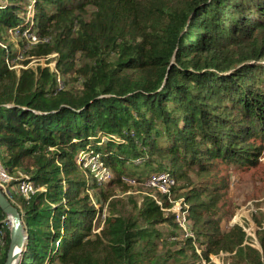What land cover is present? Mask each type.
Masks as SVG:
<instances>
[{"label": "trees", "instance_id": "1", "mask_svg": "<svg viewBox=\"0 0 264 264\" xmlns=\"http://www.w3.org/2000/svg\"><path fill=\"white\" fill-rule=\"evenodd\" d=\"M16 28L23 43L24 33L45 41L29 57L56 53L62 71L83 64L80 95L48 67H17ZM263 151L264 0H0V160L41 189L26 199L21 180L10 185L28 231L17 264H215L220 253L264 264V230L261 250L241 226L223 230L216 179L258 166ZM80 152L112 172L108 184L167 173L184 188L193 237L183 249H172L184 233L165 194L161 205L144 197L133 217L111 200L103 219L112 196ZM9 246L0 208V264Z\"/></svg>", "mask_w": 264, "mask_h": 264}, {"label": "rangeland", "instance_id": "2", "mask_svg": "<svg viewBox=\"0 0 264 264\" xmlns=\"http://www.w3.org/2000/svg\"><path fill=\"white\" fill-rule=\"evenodd\" d=\"M31 11H33V6L31 5L27 11L26 18L29 19L31 16ZM35 33V32H33ZM33 34L27 33L26 36H23L24 43L21 41L22 37H16L15 40L11 38V43L13 45L14 51L17 52V63L20 66H24V61L28 60V67L36 69L37 67H48L50 71L57 73L59 87H65V90L68 91L70 95L78 96L82 93L83 90V81L84 78L81 76L80 69L83 67L81 64L77 70L72 68L66 69L64 71L59 70L57 67V57L56 53H53L49 56H28V53L35 49V47L45 42L41 38L34 40L32 37ZM13 39V40H12ZM21 41V42H20ZM23 44H25V51L23 50ZM61 75V78H60ZM83 155L85 156V163L87 166H90V169H94L92 164H90V155H85L83 152H80L78 157ZM92 160V159H91ZM96 173H98V168H96ZM112 174V172H111ZM27 175L19 172L18 176H10L12 180L7 185V189L10 188L11 182L16 180H21L26 178ZM192 184L200 185V179L194 175L190 174ZM111 179V178H110ZM109 180L101 181L104 185L103 188L112 196L109 201L106 202L103 213L107 216L108 204L111 200H118L119 210L122 211L125 215H136L139 207L142 205L144 197L153 198L155 201H158L159 204H162L161 194H165L169 197V201L172 205V208L165 210L167 213L172 212L178 213H187L183 209L188 206L185 204L182 197L184 188L173 191L171 188L167 193H163L159 188H153L145 185V182H135L130 180L128 182L129 186L124 185H113L108 184ZM217 182L223 183L226 188L219 190V194L222 196L219 203L220 206H223L222 210L224 211V220H223V230L227 231L234 225L241 226L246 232V245H251L259 250H261L260 243L257 238V234L264 230V151L260 158L259 165L248 170H228L224 168L218 174L216 178ZM202 181V180H201ZM180 184H178L179 187ZM193 186V185H192ZM176 187V186H175ZM177 187V188H178ZM103 214V216H104ZM11 226V222H10ZM101 226V225H100ZM180 228L183 230L184 235H179L178 240L172 239L170 242H177L172 248L173 250L183 249V244L186 241L187 237H193L189 232V222L187 227L184 229L179 224ZM162 230L165 232L170 231L172 227L169 225L161 226ZM95 229V228H94ZM100 232V227H96L94 233ZM244 244V245H245ZM196 249V247H195ZM161 251H165V248H161ZM197 251V249H196ZM199 254L200 251H197ZM187 255L190 256V261L194 262L195 258L192 256V251L187 248ZM232 254L220 253L218 256L211 255L210 259L212 263L215 264H234ZM202 264H208L207 261L202 259Z\"/></svg>", "mask_w": 264, "mask_h": 264}, {"label": "built area", "instance_id": "3", "mask_svg": "<svg viewBox=\"0 0 264 264\" xmlns=\"http://www.w3.org/2000/svg\"><path fill=\"white\" fill-rule=\"evenodd\" d=\"M10 36L15 40L16 37L19 35V29H12L9 31ZM27 33H24V36H26ZM34 40H37V37L32 35ZM18 68H27L24 66H17ZM85 154V153H83ZM86 155V154H85ZM90 164L95 167L94 169L91 168L94 176L99 181H105L109 180L112 177L111 171L104 167L102 163L99 161L97 157H89ZM92 159V160H91ZM85 156L81 155L79 158L80 165H82L84 168L89 167L85 163ZM96 168H98V173H96ZM12 178L7 174L6 169L4 168L1 160H0V187L1 189L6 193L7 196H10V188L7 189V185L10 183ZM145 185L153 187V188H159L163 193H167L168 190L174 185V180L171 178V176L167 173H155L150 176L149 179L145 182ZM41 190L40 188H36L32 181L26 178H22L21 182L18 186V193L21 194L24 198L29 199L32 195H34L37 191ZM106 215L102 216L103 219H105ZM177 221L183 227L184 229L187 227V220L184 213H178L177 214ZM101 229V227H100Z\"/></svg>", "mask_w": 264, "mask_h": 264}, {"label": "water", "instance_id": "4", "mask_svg": "<svg viewBox=\"0 0 264 264\" xmlns=\"http://www.w3.org/2000/svg\"><path fill=\"white\" fill-rule=\"evenodd\" d=\"M0 208L11 222L10 246L5 264H17L27 246L28 231L23 222V215L10 201L0 187Z\"/></svg>", "mask_w": 264, "mask_h": 264}]
</instances>
